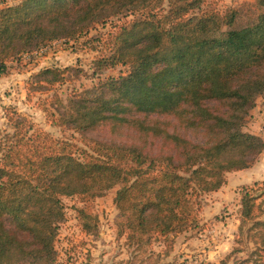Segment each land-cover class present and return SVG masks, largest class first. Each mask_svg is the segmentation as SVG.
<instances>
[{"label":"trees","instance_id":"1","mask_svg":"<svg viewBox=\"0 0 264 264\" xmlns=\"http://www.w3.org/2000/svg\"><path fill=\"white\" fill-rule=\"evenodd\" d=\"M212 3L0 5V76L26 53L59 39L78 41L97 25L110 24L107 52L98 61L127 66V73L73 90L65 100L54 92L55 107L44 110L61 128L84 133L109 123L160 140L158 148L148 150L146 144L96 140L83 147L5 107L11 130L0 134V264H56L58 230L66 215L63 197L95 198L117 185L121 233L128 232L130 242L139 234L138 239L157 238L171 246L173 235L197 221L201 195L219 190L229 172L251 167L263 153L264 138L244 127L264 93V0H255L247 20L238 8L221 11ZM63 72L43 66L31 85L64 83ZM189 128L203 140L188 138ZM259 197L244 187L240 230L246 227L245 238L254 245L244 263L260 264L264 258ZM77 211L83 219L91 217L83 208Z\"/></svg>","mask_w":264,"mask_h":264},{"label":"rangeland","instance_id":"2","mask_svg":"<svg viewBox=\"0 0 264 264\" xmlns=\"http://www.w3.org/2000/svg\"><path fill=\"white\" fill-rule=\"evenodd\" d=\"M18 1L20 0H0V5ZM210 1L221 11L231 7L238 8L244 20L255 10V0ZM110 30V24L105 27L97 25L90 30L88 36H82L78 41L55 40L41 53L36 54V49L23 55L21 61L9 62V72L0 76V134L11 130L5 110V107H11L30 118L37 126L50 131L55 137L72 139L83 147L86 142L96 140L141 147L146 144L145 150L158 148L159 139L145 138L141 131L119 129L109 123L84 133L68 127L61 128L44 110L55 107L52 103L54 92H58L65 100L73 90L81 91L108 77L127 73V66L102 65L98 61L107 52L106 38ZM97 36L102 39H96ZM43 66H57L64 70V83L53 87L48 84H45V88L32 87V82L36 81L34 75ZM258 104L264 108V93L257 98L256 105L250 110L245 131L264 132V121L259 124L256 114L253 113ZM168 120L174 122L177 132L185 135L183 125L178 119ZM189 129L188 138L195 142L203 140L201 134H196L193 128ZM119 187L117 185L103 196L95 198L79 195L63 197L66 215L58 230L56 264H254L244 263L254 245L245 238L246 227L243 232L240 230L241 198L244 187H249L251 192L259 195L258 202L261 207L258 213L264 218V180L233 186L229 189L231 195L217 209L213 204L219 200L216 197L219 195L214 191L203 193L197 221L187 230L173 235L171 246H166L157 238L151 242L147 240V236L138 239L139 234L130 242L128 232L121 233L119 210L114 202ZM78 208L85 209L91 217L83 219L77 211ZM260 264H264V258Z\"/></svg>","mask_w":264,"mask_h":264},{"label":"crops","instance_id":"3","mask_svg":"<svg viewBox=\"0 0 264 264\" xmlns=\"http://www.w3.org/2000/svg\"><path fill=\"white\" fill-rule=\"evenodd\" d=\"M12 4H14V3H12ZM262 100H263V98H262ZM253 113L256 114V117L258 118L259 124H262V122L264 121V108H262L260 106V104H258L256 106V108H254ZM254 133L257 135H261L264 138V132L260 133L258 130V131H254ZM261 168L264 169V151L260 155V158H258L251 167L244 169V170L229 172L228 178H227V183L224 185V187L218 191H214L217 193V195H219V196H216L217 198L219 197V200H217L213 204L215 206V208L216 209L220 208V206H222L223 202H226L225 199L231 195L229 189L232 188L233 186H237L239 183L249 184L251 182L264 180V171ZM224 191H226V193ZM220 192H222V193H220ZM221 196H223V198ZM210 206H211V204H210ZM236 224L237 225L239 224L238 219L236 220ZM227 229L228 228H225V230H227Z\"/></svg>","mask_w":264,"mask_h":264},{"label":"built area","instance_id":"4","mask_svg":"<svg viewBox=\"0 0 264 264\" xmlns=\"http://www.w3.org/2000/svg\"><path fill=\"white\" fill-rule=\"evenodd\" d=\"M48 46H49V45H48ZM46 47H47V46L39 48L38 50L35 51V53H36V54H37V53H41L43 50L46 49Z\"/></svg>","mask_w":264,"mask_h":264}]
</instances>
